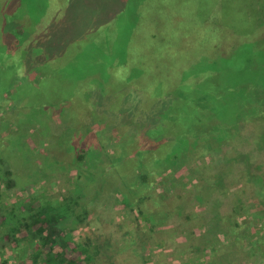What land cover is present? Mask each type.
Wrapping results in <instances>:
<instances>
[{"label": "rangeland", "instance_id": "1", "mask_svg": "<svg viewBox=\"0 0 264 264\" xmlns=\"http://www.w3.org/2000/svg\"><path fill=\"white\" fill-rule=\"evenodd\" d=\"M56 42L65 49L77 45L92 51V56L105 55L104 63L96 62L99 58L93 66L102 70L106 84L94 86L90 94L94 101L111 100L100 113L110 109L106 116L118 111L126 118L116 123L106 117L103 123L90 126L89 140L99 152L93 160L103 170L109 169L111 159L126 149L127 166L114 179L132 178L133 188L140 186L129 201L124 200L122 188L104 187L96 194L89 193L93 184L88 186L87 197L81 200L82 206H88L85 218L69 223L71 236L80 245V263L251 264L259 257L256 245L248 256L252 261L245 259V249L233 248L207 215L211 213L208 204L196 197L203 191L204 176L220 175L216 211L223 214L222 223L233 228L227 216L242 215V210L236 212L237 198L244 200L251 193L242 186L244 171L237 165L248 156L264 167V141L258 137L264 132L263 117L246 115L238 128L231 126V130L237 128L235 134L219 143L203 133L178 166H162L157 173L149 169L142 185L135 151L144 148L145 142L129 133L126 119L136 122L164 113L163 129L179 132L182 125L198 131L213 129L216 122L207 116L214 115L211 109L221 94L235 99L242 91H231L233 87L245 88L252 70L264 67V0H0V74L4 71L6 82L9 78V87H0V140L14 129L9 96L26 76L17 70L28 62L27 54L33 49L50 51L57 48ZM114 60L109 68L108 62ZM31 65L37 72V65ZM7 67L22 77L13 78ZM244 93L248 98L249 93ZM163 99L168 100L166 105H161ZM181 100L188 109L177 106L175 101ZM83 111L88 114L87 107ZM53 117L52 130L60 132L64 125ZM85 120L83 129L89 127L88 117ZM24 139L29 150L42 151L49 138L31 132ZM238 152L242 153L239 160ZM24 164L14 166L19 185L9 189L0 185L2 198L16 211L23 209L25 193L33 190L60 199L76 175V170H56L32 183ZM152 213L159 218L151 220ZM14 236L12 241L3 240L8 264L18 262L17 254L23 249L28 254L25 259H30L29 238L33 248L37 243L24 231Z\"/></svg>", "mask_w": 264, "mask_h": 264}, {"label": "trees", "instance_id": "2", "mask_svg": "<svg viewBox=\"0 0 264 264\" xmlns=\"http://www.w3.org/2000/svg\"><path fill=\"white\" fill-rule=\"evenodd\" d=\"M61 39L64 41V38ZM54 46L57 48H52L50 51L43 52L42 49L35 48L27 54L28 62L17 70L24 73L25 78L21 75L17 76L15 70L7 67L11 70L9 72H13L11 74L13 78L22 77V79L18 80L14 91H11L9 96L12 101L11 115L14 129L0 140V143L2 142L0 144V185L6 189L19 185L20 178L14 166L24 161L25 164L22 167L31 171L29 175L32 176V183L41 175L50 176V173L56 170H76V175L67 187L68 193L60 199L39 190L25 193L22 197L25 199L23 209L19 211L12 207L11 202L2 198L0 188V264H8L7 257H4L6 245L3 240L12 241L18 231H24L33 239H37V243H34L33 248L32 240L29 238L30 243L27 248H31L30 259H25L28 254L23 249L22 253L18 251L19 261L11 264H81L80 245L71 236L72 227L69 223L82 221L85 218L88 206H82L81 200L87 197L88 186L91 187L93 184L89 193L96 194L100 193L104 187L105 189L109 186L116 189L122 188L126 201H129V197L135 195L134 191L137 192L140 187L133 188L132 178L114 179L116 174L121 177L119 171L124 165L127 166L125 159L128 155L124 156L126 149H123L117 157H111L114 159H111V164H107L109 169L103 170L102 164L94 163L95 160H93L99 152L95 149L94 143L89 140L88 131L91 129L90 126L103 123L106 117H109L106 115L110 110L100 113L102 105H108L111 100L102 98L94 101L90 94L94 86L100 88L106 84L102 70L95 69L93 66L94 60L99 58L96 62L104 63L105 55L102 53V56H92V51H88L83 46L75 45L65 49L62 45L58 46V42ZM116 61L108 62L109 68ZM31 63L37 65V72L33 70ZM3 72L0 74V87L6 89L9 87V78L7 77L6 82L3 79ZM249 80L245 88L242 87L243 85L226 86L229 90L233 87L231 91H237L239 88L242 94L235 99H228L221 94L222 96L216 102L218 105L215 106L214 102L211 109L215 111L214 115L207 116L208 119L216 122L215 127L210 130L198 131L183 125L178 129L179 132L175 130L174 132L171 128L163 129L162 126L165 125V117H167L164 113L151 115L149 118L141 117L136 121L137 123L127 118L126 121L130 124L129 133L141 136V140L145 142L144 148L135 151L141 185L146 182L149 169L157 173L161 172L162 166H178L183 161L184 155L202 139L203 133L208 132L211 138L219 143L226 136L235 134L238 123L246 115L255 114L263 117L264 120V101L262 102L264 96L261 95V93L264 95V67L253 69ZM244 92L249 93L248 98H245ZM160 103L166 105L168 100L163 99ZM175 103L181 110L188 109L184 100L175 101ZM228 106H231L230 110ZM85 107H87L88 116L83 111ZM116 112L112 113L113 116H110L109 120L117 123L118 119L122 118L120 120L122 122L126 116ZM53 116L59 118L64 125L60 132L52 130ZM85 117H88L87 129H83L82 126L86 121ZM231 126L237 127L236 130H231ZM31 132L49 138L42 151L29 150L25 146L24 138ZM258 137L259 139L263 137L264 141V132L261 131ZM4 139L7 143L3 142ZM222 154L227 156L226 153ZM237 155L239 160L242 153L238 152ZM224 159L229 160V158ZM242 162L241 166L237 165L244 171L242 186L248 187L251 193L245 196L244 200L238 195L233 197V199L238 197L239 201L236 212L240 210L244 212L242 215L235 213L227 216L233 228L223 224V214L216 211L221 199L216 188V184L221 181L220 175L216 178H211V175L204 176L203 191L196 198L208 204L211 213L207 215L216 222L218 230L228 238L233 248L238 246L245 249L247 254L245 259L252 261L248 256H252L253 246H258L260 256L255 257L251 264L255 262L259 264L258 260L264 264V167L263 163L251 161L248 156ZM124 169L130 171L128 167ZM237 216H242L240 218L243 223L239 222ZM149 218L157 220L159 217L152 213Z\"/></svg>", "mask_w": 264, "mask_h": 264}]
</instances>
